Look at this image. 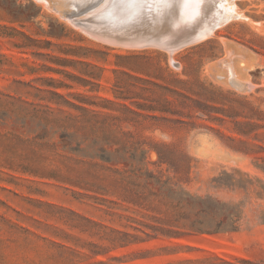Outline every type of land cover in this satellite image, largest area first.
Segmentation results:
<instances>
[{"label": "rangeland", "instance_id": "1", "mask_svg": "<svg viewBox=\"0 0 264 264\" xmlns=\"http://www.w3.org/2000/svg\"><path fill=\"white\" fill-rule=\"evenodd\" d=\"M114 1L0 0V264H264V0L190 43Z\"/></svg>", "mask_w": 264, "mask_h": 264}, {"label": "bare ground", "instance_id": "2", "mask_svg": "<svg viewBox=\"0 0 264 264\" xmlns=\"http://www.w3.org/2000/svg\"><path fill=\"white\" fill-rule=\"evenodd\" d=\"M109 1H113V0H106L104 7H106V5ZM235 2H236V0H162V3L164 5L166 4V9L168 10L167 15L163 14V13L162 14L164 16H166L165 20L168 19V20H170V22L172 24L175 25V27L177 29L176 32L180 35V38L183 37L182 35H185L184 37L190 36V38L185 41L187 43H190V42H194V41L199 40V39L201 40V39H205L207 37H210L212 35H215L216 29H219L220 27L227 24L232 19L238 17L240 12L239 13L237 12V10H236L237 5ZM102 5H103V3H102ZM144 7H145L144 6V0H136V2H132V0H118V1L113 2L112 8L104 9L101 12V15H105V17L107 16L111 20V22H113L112 23L113 25H117V26L121 25L122 26L123 23L128 21L130 18L134 17V15L136 13H138V12L140 13V11ZM169 7H171L170 10L168 9ZM48 8H49V6H48ZM56 10L57 9H55V11ZM75 10H77V9H75ZM142 14H144V13H142ZM142 14H140V15H142ZM135 16L138 17L139 15L138 16L135 15ZM153 17H154V14H153ZM161 17H160V19L162 20ZM139 18H141V19H138L137 22L140 23V20H143L144 18L142 19V16H140ZM146 19H147V17H146ZM146 21H148V20H146ZM146 21L144 22L145 24H147ZM163 21H164V19H163ZM135 22H136V18H135ZM142 22L140 24H142ZM132 23H134V20ZM139 23H138L137 27L139 26ZM144 23H143V25L146 26V28H147L148 24L145 25ZM148 23H149V21H148ZM158 23H159V21H158ZM158 23H157V25H158ZM161 23H162V21L160 22V24ZM163 23H166V22L164 21ZM134 24L135 25H130V26H136V23H134ZM165 25L161 24L160 26L161 27L163 26L165 28ZM144 26L141 27V25H140L141 28H143ZM149 26H151V23H149ZM168 27H170V26H168ZM168 29L169 28H167V30ZM149 31H151V30H149ZM154 31H156V30H154ZM176 39H178V38H176ZM170 44H171L170 39L168 37H166V46H169ZM232 83L235 86H237L238 88L245 87V88L250 89L253 86L249 82L243 83V82H241L235 78L232 79ZM246 92H248V91H246Z\"/></svg>", "mask_w": 264, "mask_h": 264}, {"label": "crops", "instance_id": "3", "mask_svg": "<svg viewBox=\"0 0 264 264\" xmlns=\"http://www.w3.org/2000/svg\"><path fill=\"white\" fill-rule=\"evenodd\" d=\"M58 205L53 207L55 210L50 212H35L34 219L42 221L40 227L27 226L28 231L40 234L43 241L53 243L66 249L67 236L84 237L89 233V229L85 228L84 221H89L90 218L84 219V212L77 207L59 206L62 203H52ZM75 215L82 217H73ZM24 230V229H21ZM50 247V246H47Z\"/></svg>", "mask_w": 264, "mask_h": 264}, {"label": "snow or ice", "instance_id": "4", "mask_svg": "<svg viewBox=\"0 0 264 264\" xmlns=\"http://www.w3.org/2000/svg\"><path fill=\"white\" fill-rule=\"evenodd\" d=\"M132 2H136V0H132Z\"/></svg>", "mask_w": 264, "mask_h": 264}]
</instances>
